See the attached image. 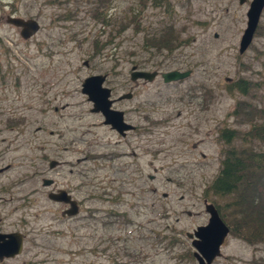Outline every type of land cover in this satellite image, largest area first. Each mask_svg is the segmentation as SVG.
Here are the masks:
<instances>
[{"label": "rangeland", "instance_id": "rangeland-1", "mask_svg": "<svg viewBox=\"0 0 264 264\" xmlns=\"http://www.w3.org/2000/svg\"><path fill=\"white\" fill-rule=\"evenodd\" d=\"M81 1L0 0V218L30 222L34 260L44 264H112L107 258L114 264H197L185 233L207 224L204 198L221 209L229 202L208 190L226 151L251 145L264 151L261 142L241 141L253 123L264 122V9L252 43L240 54L251 0H171V17L165 4H148L140 15L144 34L163 20L183 40L170 57L153 59L141 48L143 32L131 30L95 52L91 40L99 25L76 11ZM131 1L113 0L109 11L120 15ZM10 13L35 18L40 30L23 39L6 23ZM133 66L192 71L170 84L160 76L136 83L129 106L144 104L145 115L138 159L125 157L130 149L123 145L113 150L108 142L115 145L118 138L81 93L83 80L98 74L108 76L105 86L113 95L127 92L135 84ZM244 80L253 87L247 95L237 90ZM230 129L238 137L224 144L219 135ZM107 154L123 157L92 160ZM51 159L66 163L46 174ZM45 175L79 181L82 200L92 194L106 199L87 200L76 219L63 220L60 207L46 198ZM230 214L223 211L231 232L212 264H264V243L238 237ZM108 238L110 250L95 254L97 243Z\"/></svg>", "mask_w": 264, "mask_h": 264}, {"label": "trees", "instance_id": "trees-1", "mask_svg": "<svg viewBox=\"0 0 264 264\" xmlns=\"http://www.w3.org/2000/svg\"><path fill=\"white\" fill-rule=\"evenodd\" d=\"M112 1L82 0L81 5L76 8V11H83L84 16L99 25L97 34L91 40L95 52L100 51L106 44L112 43L116 36H120L127 30H131L135 35L141 32L144 34L146 27L142 26L140 15L148 4L154 8L165 4V12L170 17L174 14L171 0H134L120 12V15H115L109 11L112 8ZM75 16L74 14L72 17ZM64 18L70 19L71 15L65 12ZM150 29L152 30L147 31L141 40V48L150 53L153 59L170 57L174 49L183 42L179 39L173 24L167 21L161 20L157 26ZM236 85L242 95L251 93L253 88L250 89L249 82L245 80ZM237 137V132L231 133V131L221 135V139L226 144H231V140ZM245 140H249L250 144L253 141L264 144V122L253 123L251 129L242 135L241 141ZM208 190L215 197L229 198V202L223 209L231 212L230 218L235 221L234 232L238 237L248 243H264L263 150L253 151L252 145L248 149L232 147L227 150L221 162V169ZM167 238V236L164 237V239ZM173 244L174 242L168 243L169 246Z\"/></svg>", "mask_w": 264, "mask_h": 264}, {"label": "flooded vegetation", "instance_id": "flooded-vegetation-1", "mask_svg": "<svg viewBox=\"0 0 264 264\" xmlns=\"http://www.w3.org/2000/svg\"><path fill=\"white\" fill-rule=\"evenodd\" d=\"M10 14L13 15L14 13H10ZM7 15H9V14H7ZM107 78H108V76L106 75V80L104 82V86L107 82ZM129 78H130V75H129ZM137 82L138 81L132 82V83H135L134 86L131 87L130 90H128L127 92H123L120 95L119 94L113 95V91L110 88V90H111L110 99L113 101L112 109L122 112L123 121L126 125L130 126V129L125 130L123 133H118V131L112 129L110 126H106V127H108L110 129V131L118 138V143H116L115 145H112L111 142H108V144L110 146H113L112 147L113 150L117 151L114 148L123 145L126 149L127 148L130 149V153H128V152L124 153L125 157H128L129 155H131V157H133V158L136 157L138 159L140 157V152L141 153L144 152V145H143L144 142L142 141V138L144 136L143 125H144V120H145L144 104H141V105L137 104L136 106H129V104L132 103L134 98H135V94L133 92V89H134V87L137 86V84H136ZM123 86L128 87V82L126 81V83L123 84ZM125 95L126 96L129 95V97H127L123 100L119 99L121 96H125ZM123 103H127V105L123 109L118 108L119 106L123 107ZM100 116L102 117V115H100ZM133 117H135L136 119H131ZM188 117H189V115H187L185 117V119ZM102 125H104V118H103ZM228 131L229 130H223L221 132V134L219 135L220 139H221V135H223L224 132H228ZM230 131H231V133L236 132V130H233V129H230ZM134 140H135L136 145H134L131 142ZM232 141L233 140H231V142ZM139 143L141 144L140 148L138 146ZM138 148L140 149V152L138 154H136V150H138ZM200 156H201V158L205 157L203 154H201ZM120 157H123L122 154H107V156L101 155V156H98L92 160L106 158V159H108V161H112V159H119ZM87 158H91V157L85 156V159H87ZM51 161L57 162L56 166L53 168H50V166H49ZM50 162L48 164L49 170L46 172V174H48L50 172L51 173L54 172L56 169L64 166L66 163L65 161H61L58 159H51ZM77 164H79V163L77 162ZM68 174H74V172L70 170V171H68ZM45 180H51V184L48 186H44ZM41 183H42L43 188L46 189L45 193H46L47 200L50 203L55 204V205L60 207V214H61V217L63 220H74V219H76L79 216L81 210L84 207V203L87 200H95L96 198H98L95 194H92V198H86L84 200L80 199L81 186H80L79 181L75 185V184L70 183L68 181L59 182L56 179V177L53 175L52 176L51 175H45V178H43L41 180ZM60 192L65 193L62 196L63 197L62 201H53L52 199L49 198L50 194L60 195ZM221 198H225V197L221 196ZM98 199L103 200L106 198L104 196V198L101 197ZM119 200H121V199L117 198L115 203L118 202ZM106 201L111 203L112 202L111 196H109V199ZM205 201L207 203H211V202H209L208 199L204 198L203 199V205H204ZM215 208L218 211L219 216L222 217V219H223L222 215H223L224 209H221V207H219V206H215ZM76 210H77V213L75 215H70V212H73ZM112 213H113V211L109 212L110 215ZM91 215H93V214L91 213ZM121 216L127 218V213L121 214ZM10 221H6V220L0 218V264H44V262H37L34 260L35 257H34L33 250L36 246H35V240L33 238L32 225L30 224V222L26 219H20L16 223H9ZM224 223L226 224L225 221H224ZM202 226H204V225H202ZM227 226L229 228V234H230L231 229H230L229 225H227ZM13 235L15 238L14 242L11 241ZM101 241H102V239H101ZM112 243H113V240L110 238L105 240L103 242L102 246L99 243H97V245L94 247V253L95 254L96 253L106 254L110 250V248L112 247ZM99 249L102 252H99ZM192 256H193V254H192ZM107 260L109 263L111 262L112 264H114V262L110 261L109 258H107ZM119 262H120L119 264H126V262H122V261H119Z\"/></svg>", "mask_w": 264, "mask_h": 264}, {"label": "water", "instance_id": "water-1", "mask_svg": "<svg viewBox=\"0 0 264 264\" xmlns=\"http://www.w3.org/2000/svg\"><path fill=\"white\" fill-rule=\"evenodd\" d=\"M246 0H239L242 4ZM264 8V0H251L249 8L247 10V25L243 31L239 43V53H243L250 43L252 42L254 33L257 29L261 12ZM5 21L7 24L19 28V34L23 39H29L35 35L39 29L40 24L34 18H23L21 16L6 15ZM87 65V62L84 63ZM157 71L147 72L137 70L136 66L131 68L130 79L132 81L144 80L146 82H153ZM191 75V71L181 72L177 70L161 73L160 76L164 83L177 82L188 78ZM106 80L105 75H94L87 77L82 83L81 92L88 97V101L93 104L91 110L92 113H101L104 117V125L111 126L112 129L123 133L125 130L130 129V126L126 125L123 121L122 112L112 110L111 106L113 101L110 100L111 90L103 87ZM128 96H121L119 99L123 100ZM57 162H50V168L55 167ZM51 184V180H45L44 186ZM63 194L60 195L50 194L49 198L53 201H62ZM205 212L209 215V219L206 225L197 227L193 232H187L186 238L191 240V245L194 249L193 256L198 264H212L216 258L221 256V247L225 242L229 233V228L220 218L218 211L213 204L204 202ZM76 211L70 212V215H75ZM15 241L14 235L11 239Z\"/></svg>", "mask_w": 264, "mask_h": 264}]
</instances>
